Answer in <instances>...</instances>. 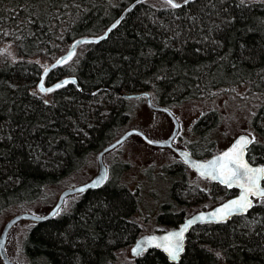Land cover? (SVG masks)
<instances>
[{"label": "trees", "instance_id": "obj_1", "mask_svg": "<svg viewBox=\"0 0 264 264\" xmlns=\"http://www.w3.org/2000/svg\"><path fill=\"white\" fill-rule=\"evenodd\" d=\"M133 1L0 0V213L35 209L121 135L130 103L146 99L121 93L147 91L171 110L235 85L264 95V1L252 0H191L178 8L141 1L106 38L80 44L45 78L47 85L67 76L77 82L54 89L48 100L33 90L47 66L35 58L51 64L76 38L103 33ZM217 118L209 111L195 130L207 131ZM253 122L264 137V99ZM261 154L264 144L254 141L250 158ZM185 181L172 186L179 201L195 196ZM219 186L217 200L234 190ZM139 195L119 179L78 193L70 208L29 224L19 262L122 264L118 252L142 232ZM162 218L172 222L181 213ZM134 264H264V204L196 225L176 263L149 249Z\"/></svg>", "mask_w": 264, "mask_h": 264}, {"label": "rangeland", "instance_id": "obj_2", "mask_svg": "<svg viewBox=\"0 0 264 264\" xmlns=\"http://www.w3.org/2000/svg\"><path fill=\"white\" fill-rule=\"evenodd\" d=\"M35 59L43 66L50 63L45 59ZM33 90L45 100L51 97L50 92L41 91L38 84L33 87ZM263 99L264 95L262 92L251 91L247 85H235L219 88L214 90L210 97L193 99L179 108L172 109V112L180 122L179 136L175 139L174 144L187 147L191 145V140L194 139L201 143L199 150L201 153L205 152L204 150L208 147L210 148V153H216L226 148L241 133H247L252 138H255L254 141L264 144V137L259 135L253 122L254 115ZM130 105L132 116L126 123L121 135L128 129L136 128L143 131L151 139L162 140L172 133L174 122L166 112L152 109L146 99H136ZM214 110L220 113L216 125L205 132L194 131L191 126L193 122L201 114ZM174 160L181 161L178 154L173 150L166 147L153 146L137 134L131 135L122 144L104 155V161L108 167L107 179H119L133 190L140 192V211L137 214V218L141 222V234L152 233L165 227L164 224L157 223L155 217L159 211L167 209L166 206H162L164 203H171V213H174V207L178 206V204L174 203L177 201L176 196H172V192H170V196L168 195L170 182L173 186L178 179H164L165 177L171 178L175 176V174L170 172L173 167L169 165V162ZM120 167L123 168L121 171ZM98 170L99 162L98 154H96L91 157L83 169L68 177L61 187H52V193L45 200L38 203L35 209L28 211L36 214H45L56 203L64 188L89 181L97 174ZM148 177L150 179H146ZM186 181L189 182L187 186L192 188L195 196L186 197L187 211H185L184 217L202 207L204 208V205L211 207L218 202L216 196L220 197L221 193L219 189H214L207 179L192 178L186 179ZM201 187L203 190H199ZM77 197L78 193L68 196L59 211L70 208ZM255 204H264V197L257 199ZM11 216L8 213H0V234L4 224ZM246 220H249V218L246 217ZM252 221L253 219L250 218L249 222ZM31 222L30 220H21L9 231L6 250L9 257L16 262L23 260L21 259V244L25 231ZM131 248L132 245L118 252L117 260L120 263L134 264L136 262L137 258L131 253ZM0 264H5L1 256Z\"/></svg>", "mask_w": 264, "mask_h": 264}, {"label": "water", "instance_id": "obj_3", "mask_svg": "<svg viewBox=\"0 0 264 264\" xmlns=\"http://www.w3.org/2000/svg\"><path fill=\"white\" fill-rule=\"evenodd\" d=\"M141 1H145V0H135L133 1L130 5H128L124 11L120 14L119 17H117L106 29L103 33L99 34V35H86V36H81L76 38L69 46V48L67 49L66 52H64L63 54H61L54 62H52L50 65L46 66V68L44 69L41 79L39 81V89H40V85L43 84L45 89H49V88H56L55 86L58 84H65V81H74L77 82V78L75 76H67L62 78L61 80L57 81L56 83H54L53 85L47 86L45 84V78L48 74V72L53 69L54 67L63 64L64 62L68 61V56L70 53H74L77 50V47L85 42H97L100 41L104 38H106L108 36V34L111 32L112 29H114V25L116 26L117 24L120 23V21L125 17V15L139 2ZM168 1V0H167ZM191 0H188V2ZM173 3L175 4H179L182 5L185 3V0L183 1H176L173 0ZM73 54V55H74ZM72 55V56H73ZM71 56V58H72ZM41 90V89H40ZM43 92H48V91H43ZM122 96L127 97V98H133V97H139L141 95L146 96L147 102L150 105V107H152L153 109L156 110H162L165 111L167 113H169L170 115H172V117L175 120V127L171 133V135L163 140H154L149 138L143 131H141L140 129H128L126 130L122 135H120L119 137H117L115 140H113L111 143H109L108 145H106L99 153H98V162H99V170L97 172L96 175H94L89 181L75 185V186H68L66 188H64L56 203L52 206V208L46 212L45 214H36L34 212H30V211H22V212H18L14 215H12L4 224L2 232L0 234V256L3 259L5 264H27L24 262H16L14 260H12L6 251V243H7V238H8V234L9 231L11 230V228L19 221L21 220H30V221H42L45 220L47 218L53 217L55 216L59 209L61 208V206L63 205L65 199L72 195V194H76V193H81L84 192L90 188H95L98 186H101L107 178L108 175V168L107 165L104 161V155L111 151L112 149L116 148L117 146H119L121 143H123L128 137H130L131 135L137 134L140 135L146 142L152 144V145H156V146H168L171 147L180 157L181 159L186 162L189 166H191L193 169H195L199 174H201V172H205V174L203 176L209 177L211 178L209 175H207V171L203 168H199L198 165H208L210 162L216 160L218 157H221L225 152H228L229 150H231L233 148V146L237 143V141L241 138V137H247L249 139H251L250 135L246 134V133H241L239 135H237L235 137V139L233 140V142L225 149L209 156L208 158H196L194 156L191 155V153L182 147H176L173 145V139L175 138V136L178 134L179 131V122L177 120V118L173 115L172 111L164 106H160V105H156L152 102L151 99V94L147 91L145 92H141V93H121ZM249 146V144L246 146L245 150H244V160L253 168H258V167H263L261 164H251L246 157V152H247V147ZM187 157V159H186ZM208 171H211V169H209ZM217 182H219L222 185L227 186L224 183H221V181L219 179H213ZM262 180L263 178L260 180V187L261 189H264V185L262 184ZM229 187V186H227ZM229 188H237L239 189V192L224 200L223 202L219 203L218 205H216L215 207L208 209V210H201L198 212H195L194 214H192L191 216L187 217L180 225L179 227L175 228V229H170L167 231H164L162 233H150V234H145L140 236L135 243L133 244L132 248H131V253L134 256H138L140 255L142 252L148 251L149 249H158L162 252H164L169 261L170 262H178L181 257L182 254L185 251V246H186V236L187 233L191 230V228L197 224V223H204V222H220V221H224V220H228L234 216H239V215H244L251 207H249L247 210L243 211V212H239V211H234L231 215L226 216L224 219H219L218 216H213V213H218V210L220 208H222L224 205L230 203L233 200L238 199L241 194H242V189L237 185V184H233L231 187ZM257 197L260 198L259 196L256 195H250L249 199L251 201V204L253 205V198ZM203 216L204 219H199V217ZM189 221H194L193 223L189 224ZM182 229H186L183 231V238L180 241L181 245H182V251L179 253L178 257L173 260L172 256L170 255V253L168 251H165V246H166V242L164 241V238L173 234V233H179ZM152 241L151 243H147L148 241ZM157 245H160L159 247H157ZM140 247L142 250L139 252H134V249H137V247Z\"/></svg>", "mask_w": 264, "mask_h": 264}, {"label": "snow or ice", "instance_id": "obj_4", "mask_svg": "<svg viewBox=\"0 0 264 264\" xmlns=\"http://www.w3.org/2000/svg\"><path fill=\"white\" fill-rule=\"evenodd\" d=\"M188 0H185L187 3ZM168 3L171 4L173 8H178L181 5L173 3V0H168ZM115 27V25L113 26ZM74 53H70L68 59H71V56ZM65 83H68L65 81ZM74 83V81H73ZM56 88L63 87V84H58ZM41 91H53L54 89L49 88L45 89L43 84L40 85ZM255 138L241 137L237 143L233 146L231 150L225 152L221 157H218L216 160L210 162L208 165H198L199 168H203L207 171L213 179H219L221 183L226 184L231 187L233 184H237L243 191L241 196L231 201L230 203L224 205L218 210V213H213V216H218L219 219H224L226 216L231 215L234 211L243 212L252 206L249 199L250 195H256L259 197H264V189L260 187V180L264 178V167L253 168L244 160V150L246 146L250 143H253ZM187 159V157H186ZM211 169V171H208ZM205 172H201V175H204ZM199 219H204L203 216ZM194 221H189V224ZM182 229L179 233H173L164 238L166 242L165 251H168L172 256V259L175 260L179 253L183 250L180 241L183 238ZM148 241L147 243H151ZM160 245H157L159 247ZM142 249L138 246L137 249H134V252H139Z\"/></svg>", "mask_w": 264, "mask_h": 264}, {"label": "flooded vegetation", "instance_id": "obj_5", "mask_svg": "<svg viewBox=\"0 0 264 264\" xmlns=\"http://www.w3.org/2000/svg\"><path fill=\"white\" fill-rule=\"evenodd\" d=\"M208 113V112H207ZM168 115H169V117L171 118V120L174 122V127H175V120H174V118L172 117V115H170L169 113H167ZM206 113H204V114H201L194 122H193V124L191 125L192 127H193V129H194V131H196L195 130V127L197 126V123L200 121V118L202 117V116H204ZM219 112H217V115H218V117H219ZM176 117V116H175ZM177 118V117H176ZM178 120V119H177ZM178 122H179V120H178ZM218 122V118L216 119V121H215V124H214V126L216 125V123ZM208 126H211V124H207V125H205V127L204 128H207ZM179 130H180V122H179ZM199 130H200V128H199ZM198 130V132H201V131H203V130H200L199 131ZM197 132V131H196ZM170 136V135H169ZM168 136V137H169ZM179 136V132H178V134L176 135V137L173 139V145L174 146H177V145H175L174 144V141H175V139H177V137ZM252 138V137H251ZM254 143V142H253ZM253 143H250L249 144V146L247 147V152H246V157H247V160L251 163V164H261L263 167H264V154L260 157V158H258L257 160H254V159H251L250 158V155H249V152H250V149H251V147H252V144ZM200 146H201V143H198L196 140H191V145L190 146H187V147H184V146H177V147H183V148H185V149H187V150H189V152L191 153V155L192 156H194V157H196V158H208L210 155H207V154H203V152L201 153V151H199L200 150ZM166 148H168V147H166ZM171 149V148H170ZM172 150V149H171ZM175 152V151H174ZM176 153V152H175ZM177 154V153H176ZM257 155V154H256ZM179 156V155H178ZM180 157V156H179ZM180 159H181V157H180ZM170 164V166H172L173 167V169H170V172L172 173V174H175V176L174 177H171V178H168V177H165L164 179H178V180H182V179H184V181L186 180V179H207L209 182H210V184L211 185H213L212 184V181H214V180H211L212 178H209V177H206V176H203V175H201V174H199L195 169H193L191 166H189L186 162H184L182 159H181V161L179 160V161H177V160H174L173 162H169ZM146 179H150L149 177L148 178H146ZM163 179V178H162ZM177 180V181H178ZM216 182V181H215ZM188 181H185V184H186V186L188 185ZM217 183H219V182H217ZM262 183H263V185H264V178H263V180H262ZM171 184V185H170ZM170 187H169V191H168V195L170 196V192H172V183L170 182ZM219 185H222V184H219ZM219 185H216V186H213L214 187V189L215 188H217V189H219V191H220V193H221V188H220V186ZM227 187V186H226ZM234 190L231 192V195L230 196H228V197H226L225 199H223V200H217L218 202L216 203V204H214L213 206H211V207H209V206H207V205H204V208L202 207L201 209H199V210H197V211H194L193 213H191V214H189L188 216H186V217H184V213H185V211H187V209H186V205H187V201H186V197H184V198H182V200L181 201H179L178 199H177V196H176V199H177V201L176 202H174L175 204H178V206L176 205L175 207H174V213H181V218L180 219H176V220H174V221H172V222H169V221H166L165 219H163L162 218V216H163V214H165V212H170V207H171V203H164L162 206H166V208L167 209H162L163 211H159L156 215H155V217H156V220H157V223L158 222H160L161 224H164L165 225V227H163L162 229H160V230H158V231H154V232H152V233H162V232H164V231H167V230H170V229H175V228H177V227H179V225L187 218V217H189V216H191L192 214H194L195 212H198V211H201V210H208V209H211V208H213V207H215L216 205H218L219 203H221V202H223L224 200H226V199H228V198H230V197H232V196H234V195H236L238 192H239V189H237V188H233ZM199 190H203V188L201 187ZM204 190H205V188H204ZM208 190V189H207ZM219 193V194H220ZM175 195H177V194H174L173 192H172V196H174L175 197ZM173 197V198H174ZM219 197V196H218ZM218 197L216 196V198L218 199ZM172 200V199H171ZM257 200V198H254V203H255V201ZM175 201V200H174ZM192 210V209H191ZM246 214V213H245ZM244 214V215H245ZM231 219V218H230ZM229 220V219H228ZM221 222V221H220ZM204 223H206V222H204ZM215 223H217V222H215ZM198 224H201V223H197V224H195L192 228H194L196 225H198ZM192 228H191V230H192ZM190 230V231H191ZM190 231L187 233V236H186V246H187V240H188V234L190 233ZM145 234H150V233H144V234H140V236H142V235H145ZM139 236V237H140ZM138 237V238H139ZM186 246H185V249H186ZM185 252V251H184ZM144 253H146V251L145 252H143V253H141L139 256H137L136 258H138V257H140L142 254H144ZM183 255V254H182Z\"/></svg>", "mask_w": 264, "mask_h": 264}, {"label": "bare ground", "instance_id": "obj_6", "mask_svg": "<svg viewBox=\"0 0 264 264\" xmlns=\"http://www.w3.org/2000/svg\"><path fill=\"white\" fill-rule=\"evenodd\" d=\"M71 67V66H70ZM69 70V69H68ZM67 70V71H68ZM65 72H66V70H65ZM69 73V72H68ZM70 74V73H69ZM67 75V74H66ZM46 84V83H45ZM38 85H39V83H38ZM47 85V84H46ZM53 85V84H52ZM47 86H50V85H47ZM54 89H56V88H54ZM51 92V91H50ZM141 100V99H140ZM143 100V99H142Z\"/></svg>", "mask_w": 264, "mask_h": 264}]
</instances>
